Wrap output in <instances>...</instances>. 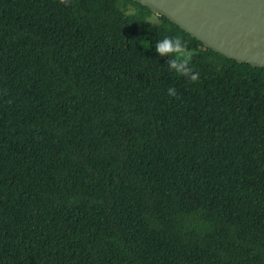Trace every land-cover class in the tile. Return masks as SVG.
<instances>
[{
	"label": "trees",
	"instance_id": "16d2710c",
	"mask_svg": "<svg viewBox=\"0 0 264 264\" xmlns=\"http://www.w3.org/2000/svg\"><path fill=\"white\" fill-rule=\"evenodd\" d=\"M152 13L0 0V264H264V67Z\"/></svg>",
	"mask_w": 264,
	"mask_h": 264
},
{
	"label": "water",
	"instance_id": "95a60500",
	"mask_svg": "<svg viewBox=\"0 0 264 264\" xmlns=\"http://www.w3.org/2000/svg\"><path fill=\"white\" fill-rule=\"evenodd\" d=\"M227 58L264 67V0H134Z\"/></svg>",
	"mask_w": 264,
	"mask_h": 264
},
{
	"label": "clouds",
	"instance_id": "9594fccd",
	"mask_svg": "<svg viewBox=\"0 0 264 264\" xmlns=\"http://www.w3.org/2000/svg\"><path fill=\"white\" fill-rule=\"evenodd\" d=\"M155 51L160 56L168 57V65L170 70H174L177 73L184 74L192 81L198 78V74L190 73L188 67L193 53L187 49L186 45L178 37H168L158 40L154 44ZM169 95H175V91L172 88L168 89Z\"/></svg>",
	"mask_w": 264,
	"mask_h": 264
},
{
	"label": "rangeland",
	"instance_id": "374dc122",
	"mask_svg": "<svg viewBox=\"0 0 264 264\" xmlns=\"http://www.w3.org/2000/svg\"><path fill=\"white\" fill-rule=\"evenodd\" d=\"M148 19L154 23H157L160 21L158 14L152 13L148 16Z\"/></svg>",
	"mask_w": 264,
	"mask_h": 264
}]
</instances>
